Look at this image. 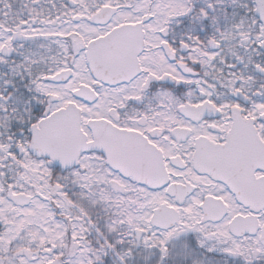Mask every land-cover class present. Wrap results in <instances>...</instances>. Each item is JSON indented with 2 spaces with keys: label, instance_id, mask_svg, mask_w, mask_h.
<instances>
[{
  "label": "snow or ice",
  "instance_id": "obj_1",
  "mask_svg": "<svg viewBox=\"0 0 264 264\" xmlns=\"http://www.w3.org/2000/svg\"><path fill=\"white\" fill-rule=\"evenodd\" d=\"M0 264H264V0H0Z\"/></svg>",
  "mask_w": 264,
  "mask_h": 264
}]
</instances>
